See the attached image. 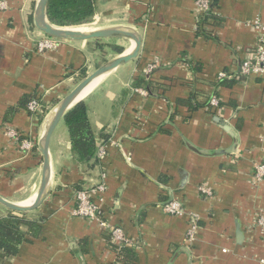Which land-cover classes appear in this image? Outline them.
I'll use <instances>...</instances> for the list:
<instances>
[{"label":"crops","instance_id":"obj_1","mask_svg":"<svg viewBox=\"0 0 264 264\" xmlns=\"http://www.w3.org/2000/svg\"><path fill=\"white\" fill-rule=\"evenodd\" d=\"M4 1L0 195L23 203L40 187L39 140L49 111L104 64L107 55H120L112 44L127 51L132 42L125 37L62 39L41 53L36 46L44 33L34 23L38 0ZM95 4L92 22L84 24L91 26L89 31L127 26L142 37L138 57L104 76L82 100L98 148L105 153L98 151L97 163L79 160L65 119L57 123L49 146L50 192L32 211L46 217L42 234L0 264H81L79 254L85 264H264V228L258 225L264 218V180L254 179L255 164L264 161V76L239 73L243 58L257 47L261 33L253 23L264 25V0H212L204 19L195 0ZM222 73L226 76L220 77ZM142 77L149 83L146 88L134 87ZM35 94L46 102L41 114L29 110L30 101L20 104ZM192 97L200 105L217 98L218 105L210 100V105L191 110L178 104ZM216 117L235 131L225 130ZM9 130L19 136L10 137ZM26 140L32 143L29 149L23 146ZM233 146V153L217 154ZM99 184L106 190L92 195L103 199L110 226L121 227L132 242L128 256L110 243L100 222L73 214L77 190ZM202 186L212 194L200 192ZM174 199L186 212L164 211L163 205ZM10 212L0 205V216ZM194 223V240L189 241Z\"/></svg>","mask_w":264,"mask_h":264},{"label":"trees","instance_id":"obj_2","mask_svg":"<svg viewBox=\"0 0 264 264\" xmlns=\"http://www.w3.org/2000/svg\"><path fill=\"white\" fill-rule=\"evenodd\" d=\"M96 12L95 0H49L47 16L51 23L57 26L70 27L80 26L92 22ZM112 49L116 53L124 52V47L112 44ZM227 80H222L224 82ZM225 83V82H224ZM149 83L145 77L136 80L134 87H143ZM150 85L153 86L151 80ZM33 99L41 98L38 95L25 96L20 102L21 105L28 104ZM194 97L186 100H179L178 104L188 106L191 110H196L202 106L210 105L211 97L205 100L203 105L194 104ZM65 123L68 127L73 153L83 162H98V145L95 134L92 130L88 107L81 101L69 110L65 116ZM103 136V142L108 141L107 135ZM46 217L42 215L24 216V213L10 212L7 215L0 216V261L15 256L19 252L20 245L24 242H31L42 234V223ZM132 246H125L120 252L125 256L132 251Z\"/></svg>","mask_w":264,"mask_h":264},{"label":"water","instance_id":"obj_3","mask_svg":"<svg viewBox=\"0 0 264 264\" xmlns=\"http://www.w3.org/2000/svg\"><path fill=\"white\" fill-rule=\"evenodd\" d=\"M49 0H38L35 13H34V23L36 27L42 31L45 35L56 37L63 40H90V39H110L116 37H125L132 42V48L129 52L124 51L116 58L106 62L105 64L99 66L95 71L88 74L84 79H82L64 98H62L53 108L49 111L47 116L46 124L43 130V133L39 140V147L42 153V178L38 194L33 202L29 204H22L13 202L2 195H0V205L4 206L8 210L14 213H28L37 210L44 202L46 197L50 192V180L52 173V164L50 158V138L57 125V123L64 118L65 114L71 110L76 104L81 102L79 100L76 102V99L80 93L92 82L103 78L107 74L116 70L120 66L127 64L133 59L137 58L140 52L142 37L140 33L134 29L127 26H113L106 27L91 32L77 33L72 30H69L71 27L57 26L50 22L47 16ZM43 102V101H42ZM43 103H46L45 101ZM215 120L221 124V126L227 130L235 129L229 124L226 120L216 117ZM235 146L227 149L217 150V154L223 153H233ZM98 151V150H97ZM171 201V200H169ZM237 234L238 238L243 237V232L241 230L240 223L237 225ZM181 251L186 252L189 256L190 252L186 247L181 248ZM79 259L81 264H85L82 254H79ZM189 264H192L191 260Z\"/></svg>","mask_w":264,"mask_h":264},{"label":"built area","instance_id":"obj_4","mask_svg":"<svg viewBox=\"0 0 264 264\" xmlns=\"http://www.w3.org/2000/svg\"><path fill=\"white\" fill-rule=\"evenodd\" d=\"M196 12L200 19H204L211 10L212 0H195ZM8 8V4L6 1L0 2V11H4ZM253 25L260 30L259 41L257 43V47L255 51L243 58L240 63L239 73L241 76H264V25L261 24L258 20L253 23ZM62 39H58L56 37H51L47 35H43L42 38L37 42L36 49L38 52H45L47 50H52L57 47L58 43ZM155 68V66H151L150 70ZM149 70V71H150ZM226 74L222 73L220 77H225ZM141 93L147 94V92L143 89H138ZM213 105H218L217 98H213L211 100ZM29 110L35 112L36 114H41L46 110V107L43 102L38 99H33L29 103ZM8 135L12 138H17L19 136V132L15 130H9ZM23 146L27 149L31 148L32 143L28 140L23 142ZM101 147V146H100ZM100 154H104L105 150L102 148L100 150ZM97 151V154H98ZM254 179L257 182H261L264 180V161L255 164V172ZM106 190V186L103 184H99L96 188L93 189H79L76 192V205L73 208V214L76 216H80L89 220H96L100 222L101 226L106 229L109 234L110 243L114 245L118 252L125 246H131L132 242L128 240L125 236L124 231L121 227L110 226L105 217L103 216V211L100 202L103 200L102 198L96 199L94 197V193H103ZM200 192L206 195H211L212 190L207 187H200ZM163 209L166 213L172 215H180L185 211V207L182 202L178 199H174L163 205ZM258 225L264 228V218L258 219ZM196 231L195 223L188 230V240H194Z\"/></svg>","mask_w":264,"mask_h":264},{"label":"bare ground","instance_id":"obj_5","mask_svg":"<svg viewBox=\"0 0 264 264\" xmlns=\"http://www.w3.org/2000/svg\"><path fill=\"white\" fill-rule=\"evenodd\" d=\"M96 27V26H95ZM94 29V28H93ZM69 30H72L77 33H83V32H91L89 31V28L86 25H80V26H71ZM91 30V29H90ZM94 31V30H93ZM132 46L128 48L126 52H129L131 50ZM102 78L100 77L99 79L95 80L94 82L90 83L78 96L76 99V102L79 100H83L85 96L94 88V86L101 80ZM39 190V189H38ZM38 194V191L35 195V197H30L27 201L23 202L22 204H29L33 202V200L36 198ZM20 203V202H19Z\"/></svg>","mask_w":264,"mask_h":264},{"label":"rangeland","instance_id":"obj_6","mask_svg":"<svg viewBox=\"0 0 264 264\" xmlns=\"http://www.w3.org/2000/svg\"><path fill=\"white\" fill-rule=\"evenodd\" d=\"M88 28H91V26L90 25H86ZM112 57L113 56H106V58L104 59V64L106 63V62H108V61H110V59H112ZM99 65V61L98 62H96V64L95 65ZM103 65V64H102ZM36 214H38V213H35V212H28V213H24V216H27V217H32V216H35Z\"/></svg>","mask_w":264,"mask_h":264}]
</instances>
